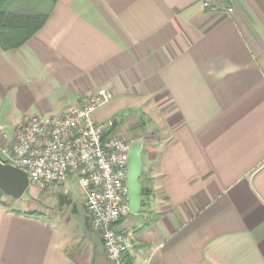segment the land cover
Segmentation results:
<instances>
[{"label": "crops", "instance_id": "1", "mask_svg": "<svg viewBox=\"0 0 264 264\" xmlns=\"http://www.w3.org/2000/svg\"><path fill=\"white\" fill-rule=\"evenodd\" d=\"M18 4L47 17L0 46V147L25 118L106 89L95 119L142 140L141 207L115 225L126 264H264V0H230V13L201 0ZM1 199L0 264H113L87 210L36 216Z\"/></svg>", "mask_w": 264, "mask_h": 264}, {"label": "built area", "instance_id": "2", "mask_svg": "<svg viewBox=\"0 0 264 264\" xmlns=\"http://www.w3.org/2000/svg\"><path fill=\"white\" fill-rule=\"evenodd\" d=\"M229 1L201 0V5L230 13ZM111 98L110 91L98 89L59 114L31 116L11 134L2 131L0 162L21 169L29 186L38 188L67 191V179L75 177L106 257L113 264H126L127 242L115 225L129 213L126 159L131 141L116 130L117 119L94 117Z\"/></svg>", "mask_w": 264, "mask_h": 264}, {"label": "water", "instance_id": "3", "mask_svg": "<svg viewBox=\"0 0 264 264\" xmlns=\"http://www.w3.org/2000/svg\"><path fill=\"white\" fill-rule=\"evenodd\" d=\"M142 148V140L135 138L131 140L127 151L126 159V189L128 209L131 213H138L141 207V190L142 184L140 175L142 171V163L140 152ZM29 182L27 175L19 168L8 163L0 162V191L13 199H20L27 191ZM57 206H71L75 210V203L67 194H57ZM87 223V217H85Z\"/></svg>", "mask_w": 264, "mask_h": 264}, {"label": "trees", "instance_id": "4", "mask_svg": "<svg viewBox=\"0 0 264 264\" xmlns=\"http://www.w3.org/2000/svg\"><path fill=\"white\" fill-rule=\"evenodd\" d=\"M32 6L19 5L18 0H0V46L3 49L16 48L23 44L41 26L46 13L29 12ZM141 190V194H142ZM0 191V204H3ZM37 215L35 211L26 212Z\"/></svg>", "mask_w": 264, "mask_h": 264}, {"label": "rangeland", "instance_id": "5", "mask_svg": "<svg viewBox=\"0 0 264 264\" xmlns=\"http://www.w3.org/2000/svg\"><path fill=\"white\" fill-rule=\"evenodd\" d=\"M35 8L36 7L32 6V8L26 10H28L29 12L38 11V9ZM123 132H124L123 135L126 136L130 141L135 138H138V135L141 134L140 131L138 130L136 131L134 128H128L126 129V131ZM66 183L68 184L70 189L69 196L73 199V201L77 205L76 211L78 212V215L83 216L86 209L83 207L84 200L82 197V189L77 184L75 177L72 176L69 177ZM56 193L57 191L53 189L50 190V189L38 188L35 186H29L27 188V191L22 195V197L24 201L28 204L29 207L28 210L35 211L37 213L36 216L38 215L41 216V211L46 212L48 211V209L55 210L57 208L56 198H55ZM15 203H16L15 205L20 206L22 202L21 203L15 202Z\"/></svg>", "mask_w": 264, "mask_h": 264}]
</instances>
